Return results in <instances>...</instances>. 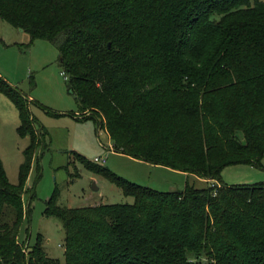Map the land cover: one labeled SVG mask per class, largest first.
Wrapping results in <instances>:
<instances>
[{
	"label": "trees",
	"instance_id": "16d2710c",
	"mask_svg": "<svg viewBox=\"0 0 264 264\" xmlns=\"http://www.w3.org/2000/svg\"><path fill=\"white\" fill-rule=\"evenodd\" d=\"M0 19L59 53L80 120L114 152L206 180L160 192L78 156L132 204L45 203L64 230L63 264H264V183L227 186L229 165L264 160V2L260 0H0ZM109 45V46H108ZM29 144L9 183L0 163V264H61L42 238L18 235L43 129L0 78Z\"/></svg>",
	"mask_w": 264,
	"mask_h": 264
},
{
	"label": "rangeland",
	"instance_id": "374dc122",
	"mask_svg": "<svg viewBox=\"0 0 264 264\" xmlns=\"http://www.w3.org/2000/svg\"><path fill=\"white\" fill-rule=\"evenodd\" d=\"M264 2V0H260ZM59 63L57 49L45 40L31 42L22 32L0 19V78L13 86L28 101V108L43 129L41 144L36 150L23 196L24 208L30 213L20 227L19 241L24 247L42 238L48 257L64 262V230L59 220L46 217V201L56 194L57 205L80 208L92 204H132L133 198L103 177L90 172L78 156L88 162L104 158L101 166L115 175L140 186L160 192L182 189L187 183L196 189L206 187V180L169 168L154 166L114 152L103 129L92 120H80L74 96L67 87ZM18 114L9 99L0 93V163L9 183L18 184V171L24 163L27 138H20L16 129ZM221 182L227 186L264 183L262 167L248 163L224 167ZM100 187L93 191V184Z\"/></svg>",
	"mask_w": 264,
	"mask_h": 264
},
{
	"label": "built area",
	"instance_id": "2783aa9c",
	"mask_svg": "<svg viewBox=\"0 0 264 264\" xmlns=\"http://www.w3.org/2000/svg\"><path fill=\"white\" fill-rule=\"evenodd\" d=\"M62 75L64 76V79L67 80V76L65 73H62ZM104 158L102 157H97L93 160V163H96V164H103L104 163Z\"/></svg>",
	"mask_w": 264,
	"mask_h": 264
},
{
	"label": "crops",
	"instance_id": "0c3cea01",
	"mask_svg": "<svg viewBox=\"0 0 264 264\" xmlns=\"http://www.w3.org/2000/svg\"><path fill=\"white\" fill-rule=\"evenodd\" d=\"M108 138H109V137H108ZM109 140H110V139H109ZM110 142H111V141H110ZM93 186H94L93 191H96V190H99V189H100V187H97L95 183L93 184ZM92 205H93V206H97V205H100V204H97V203H96V204H92Z\"/></svg>",
	"mask_w": 264,
	"mask_h": 264
},
{
	"label": "water",
	"instance_id": "95a60500",
	"mask_svg": "<svg viewBox=\"0 0 264 264\" xmlns=\"http://www.w3.org/2000/svg\"><path fill=\"white\" fill-rule=\"evenodd\" d=\"M109 46V45H108Z\"/></svg>",
	"mask_w": 264,
	"mask_h": 264
}]
</instances>
